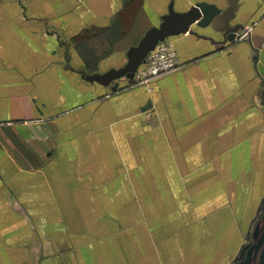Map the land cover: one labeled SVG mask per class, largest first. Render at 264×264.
I'll return each mask as SVG.
<instances>
[{
    "label": "crops",
    "instance_id": "obj_1",
    "mask_svg": "<svg viewBox=\"0 0 264 264\" xmlns=\"http://www.w3.org/2000/svg\"><path fill=\"white\" fill-rule=\"evenodd\" d=\"M14 1L0 4V264H191L204 251L193 205H227L238 232L256 223L264 0H238L232 26L254 24L249 40L194 26L170 38L180 69L115 96L83 77L124 67L171 3L228 0ZM86 30L113 44L94 73L77 46Z\"/></svg>",
    "mask_w": 264,
    "mask_h": 264
},
{
    "label": "rangeland",
    "instance_id": "obj_2",
    "mask_svg": "<svg viewBox=\"0 0 264 264\" xmlns=\"http://www.w3.org/2000/svg\"><path fill=\"white\" fill-rule=\"evenodd\" d=\"M10 0H0V4L7 3ZM17 4L21 5L22 3L20 0H15ZM253 25L244 26V31L240 39L236 40L235 42L239 41H246L249 40L252 36ZM90 35L86 36L84 40H81L79 44L80 46V55L84 62L85 67L88 70V73H94L99 71L100 63L108 56L113 53V44L111 41V37L107 36L108 32H104L101 30H88ZM105 33L107 35H105ZM173 46L175 51V55L177 58V68L161 74L159 77L151 78L150 80L140 81L139 79L134 78L132 80L123 79L126 81L120 82L118 90L113 92V96L129 91L134 88H139L141 86L149 87L151 83L165 75L171 74L176 72L180 69L181 65L179 63L178 54L176 48L171 41V39L167 40ZM234 42V43H235ZM76 46H74L75 48ZM96 49V53L94 52ZM224 50V49H223ZM93 51V54H92ZM93 55L91 59L90 56ZM110 97V96H107ZM210 198V197H209ZM264 203V202H263ZM230 206V205H229ZM134 208L130 207V212L135 211L138 209L137 205H133ZM194 208V221L193 225L198 227L199 229L204 232V235H198V238L195 239L194 237V248L196 245L200 243L197 248H202L204 251H200L199 249H194V254L191 257L184 258V263H191V264H264V210L263 214H260L256 223L251 225L249 224L248 228L243 229L240 227V231L238 232V221L234 219L229 223V216L226 213L227 205L220 204L218 205L217 202L214 200L210 204L204 205H193ZM197 211V213H196ZM257 215V214H256ZM213 216V217H212ZM218 217V222L217 219ZM220 217H222V221H220ZM227 220V222H226ZM213 225H209V224ZM134 222L130 223V228ZM145 224V223H144ZM225 225V227L223 226ZM242 226V224H241ZM133 228V227H132ZM132 230V229H130ZM177 236L175 233L170 238ZM51 238V236H49ZM183 237V236H181ZM17 241L15 245L20 243H24L27 237L25 235H21L17 237ZM39 237H31L34 241H36ZM175 238V237H174ZM30 239V241H31ZM166 239L165 242H167ZM186 241H190L193 243L189 238H186ZM250 245L245 252V256L242 259L240 258L242 250L238 253L239 248L241 246ZM243 247V248H244ZM207 250V251H205ZM23 253H21L22 255ZM189 256V255H188ZM239 257V258H238ZM25 260V259H24ZM162 260L164 264H173L168 257V255L162 254ZM238 260V261H237ZM179 261H177L178 263ZM146 264H151L147 262Z\"/></svg>",
    "mask_w": 264,
    "mask_h": 264
},
{
    "label": "water",
    "instance_id": "obj_3",
    "mask_svg": "<svg viewBox=\"0 0 264 264\" xmlns=\"http://www.w3.org/2000/svg\"><path fill=\"white\" fill-rule=\"evenodd\" d=\"M228 3L229 7L225 11L214 4L198 3L184 13L176 12L171 3L168 14L162 17L161 24L149 29L139 44L128 50L127 63L124 67L118 70L112 69L104 74L85 75L83 78L89 83L111 87V90L116 92L121 80L134 79L147 56L159 43L182 34L194 33L192 30L194 26L204 29L210 27L214 31L223 33L224 41L235 42L242 36L244 26L240 24L232 26V21L236 18L238 0H228ZM249 246L243 248L240 259L244 257Z\"/></svg>",
    "mask_w": 264,
    "mask_h": 264
},
{
    "label": "built area",
    "instance_id": "obj_4",
    "mask_svg": "<svg viewBox=\"0 0 264 264\" xmlns=\"http://www.w3.org/2000/svg\"><path fill=\"white\" fill-rule=\"evenodd\" d=\"M175 54L173 46L167 40L159 43L156 49L147 56L145 63L134 78L146 81L176 69L178 62Z\"/></svg>",
    "mask_w": 264,
    "mask_h": 264
},
{
    "label": "trees",
    "instance_id": "obj_5",
    "mask_svg": "<svg viewBox=\"0 0 264 264\" xmlns=\"http://www.w3.org/2000/svg\"><path fill=\"white\" fill-rule=\"evenodd\" d=\"M88 35H90V33L88 32V30H86V31H84V32L82 33L81 38L84 40V38H85L86 36H88ZM81 38H80V39H81ZM79 45H80V44L78 43L77 46H79ZM94 52H96V49H94ZM92 54H93V51H92ZM93 55H94V54H93ZM93 55L90 56L91 59L93 58Z\"/></svg>",
    "mask_w": 264,
    "mask_h": 264
}]
</instances>
